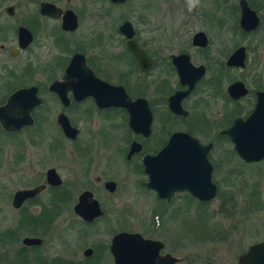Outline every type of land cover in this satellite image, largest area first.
<instances>
[{
    "label": "flooded vegetation",
    "instance_id": "af4514ba",
    "mask_svg": "<svg viewBox=\"0 0 264 264\" xmlns=\"http://www.w3.org/2000/svg\"><path fill=\"white\" fill-rule=\"evenodd\" d=\"M109 1L117 7L127 3ZM243 2L255 14L249 29L242 24ZM43 3L55 5L62 15H43ZM197 4L186 12L188 27L168 34L157 28L155 35L143 38L126 19L110 28L109 13L90 14L96 20L90 24L83 12L54 0L38 1L33 10L22 11L15 0H0V222L6 225L0 231V264H118L114 238L137 233L122 229L128 209L119 195L124 185L120 178L127 168L140 176L138 186L154 195L159 210L153 226H159L177 199L199 209L217 200L223 159L249 165L264 161L243 160L225 134L239 120L247 121L264 98V0H214L210 12L202 11L200 0ZM69 10L76 16L74 30L63 28ZM192 20L203 27L196 28ZM126 22L133 25L132 40L143 54L128 46L130 40L121 30ZM85 24L91 26L86 32ZM95 80L123 88L139 102L136 129L127 107H100L94 97H84L80 88L87 87L82 84ZM32 88L40 103L30 111L32 122L16 130L11 121L27 120L30 93L23 101L12 98ZM63 117L77 130L75 139L65 135ZM4 119L11 128L3 125ZM178 133L194 139L188 145L209 148L217 186L212 201H201L192 193L201 190L200 179L207 174L190 155L185 164L172 162L169 167L170 178L193 170L186 174L194 179L188 189L162 198L149 188L144 159L157 157ZM189 153L197 159L201 151ZM74 166L77 173L71 175ZM225 172L230 178L237 174L233 168ZM114 201L121 202V210L111 205ZM95 206L101 212L96 216L91 214ZM45 229L58 233L52 251L39 233ZM143 237L164 245L162 257H175L163 238ZM177 259L176 264H192L189 258Z\"/></svg>",
    "mask_w": 264,
    "mask_h": 264
},
{
    "label": "rangeland",
    "instance_id": "374dc122",
    "mask_svg": "<svg viewBox=\"0 0 264 264\" xmlns=\"http://www.w3.org/2000/svg\"><path fill=\"white\" fill-rule=\"evenodd\" d=\"M15 1L22 11L24 7L33 10L35 3L41 0ZM54 1L83 12L90 24L96 23L90 14H111L108 19L110 28L126 19L142 32L143 38L155 35L157 28L164 29L168 34V30L188 27L186 12H192L195 6L198 8V0H128L121 7L114 6L109 0ZM213 2L214 0H200L202 11L210 12ZM191 23L196 28L203 27L199 20H192ZM93 27L102 28V25ZM90 28V25L85 24L83 31ZM224 157L225 154H222V159ZM224 161L225 159L219 163L221 173L217 182L220 193L217 200L210 206L199 209L195 206H184L183 200L177 199L169 210H165L159 226H153L154 216L159 210H156L154 195L138 186L141 181L139 175L125 169V177L120 178L124 185L119 195L123 196L121 202L126 203L128 210L122 229L146 237L157 235L169 244V250L175 257L189 258L192 264H238V258L249 247L264 242V161L250 165L231 159L226 163ZM53 164V160L48 163L50 166ZM75 166L72 167L71 175L72 171L77 173ZM232 168L237 170L234 178H230L225 172ZM67 170H64L66 176ZM121 202L114 201L111 205L114 204L116 210H121ZM1 224L3 223L0 222V231H3L6 225ZM39 233L46 238L47 251L54 250V238L58 233L54 229L40 230Z\"/></svg>",
    "mask_w": 264,
    "mask_h": 264
},
{
    "label": "water",
    "instance_id": "95a60500",
    "mask_svg": "<svg viewBox=\"0 0 264 264\" xmlns=\"http://www.w3.org/2000/svg\"><path fill=\"white\" fill-rule=\"evenodd\" d=\"M113 3L124 4L128 0H111ZM243 7V20L242 24L244 28L249 29L252 27L250 23L253 22L255 14L251 12L245 2L242 3ZM41 13L52 18H59L62 15V10L57 8L55 5L50 3H43L41 5ZM63 28L65 30H74L77 27L76 16L72 11L65 12L64 15ZM252 21V22H249ZM121 30L129 38L128 46L130 49L137 53L142 52L140 47L136 42L132 40L134 35V28L130 22H126L122 25ZM83 56H80V60ZM76 57L73 58V61ZM83 61V60H82ZM72 64L69 67L68 75L66 79L69 78L72 73ZM73 75V74H72ZM87 88H80L81 91L85 93V96H92L96 99L100 107L108 106H125L127 107L129 113L132 115V128L136 129L135 116L137 114V106L139 102H134L126 94L123 88L113 87L107 83L99 82L95 80V84H82ZM30 93V108L27 107L26 117L27 120H15L11 124L15 126V129L22 128L23 126L30 124L32 118L30 117L31 109L40 103L37 97V89L32 88L30 90H22L16 93L12 100L18 102V100L23 101L24 96ZM83 97L82 95H80ZM125 103V104H124ZM3 125L6 128L10 127V122L7 119L2 120ZM60 124L65 135L68 138L75 139L77 136V130L70 126V123L66 117L60 119ZM234 142L236 143V150L239 156L247 162H259L264 160V98L259 100L258 108L254 114L247 120H239L233 128L225 132ZM194 139L186 134L178 133L172 140L171 145L163 149L157 157H146L144 159V166L146 173L149 176L148 186L151 189L156 190L159 196L162 198H171L179 191H184L188 189V182L194 181V179L186 178V174L192 173L193 170L189 172L183 170L179 174H173L174 176L170 178L171 171L169 167L172 162L175 164H185V160H188L187 156H192L190 160L198 161L201 163L200 172L206 173L207 177L200 179L199 187L201 190L192 191L193 195L200 199L201 201H212L217 196V186L214 184L212 179V167L207 158V153L209 148H202L198 145L191 144L188 142ZM185 144H179V143ZM197 146V147H196ZM197 149L201 151V154L196 155L197 159L193 156V153H189L190 150ZM174 151V156L172 155ZM204 152L206 154H204ZM200 155V156H199ZM174 159V160H173ZM185 162V163H184ZM196 172V170H195ZM183 174V175H182ZM32 194V192L28 193ZM96 213L92 211V215L96 216L101 214L95 206ZM164 245L161 242L153 241L150 239H145L139 233H129L123 232L118 234L114 238L113 243V253L118 264H176L178 259L173 256L162 257L160 255L161 250ZM238 264H264V242L254 244L248 248L246 252L240 255L238 259Z\"/></svg>",
    "mask_w": 264,
    "mask_h": 264
}]
</instances>
